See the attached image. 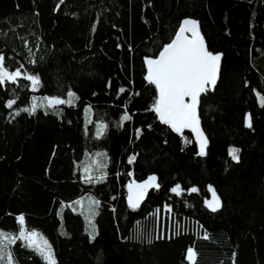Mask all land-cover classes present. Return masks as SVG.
Here are the masks:
<instances>
[{
	"label": "trees",
	"instance_id": "obj_1",
	"mask_svg": "<svg viewBox=\"0 0 264 264\" xmlns=\"http://www.w3.org/2000/svg\"><path fill=\"white\" fill-rule=\"evenodd\" d=\"M185 19L221 55L197 109L205 155L188 132L159 121L145 80L144 59ZM0 55L9 71L40 80L35 91L23 77L0 85L1 232L16 235L23 216L56 264H188L189 248L196 264H264V0H0ZM69 91L71 105L20 111L31 96L68 100ZM97 151L106 176L86 182L81 165ZM150 176L159 187L130 207L135 185ZM210 187L221 202L215 212L206 206ZM84 195L99 201L91 240L80 215L58 214ZM10 253L15 264H46L18 239Z\"/></svg>",
	"mask_w": 264,
	"mask_h": 264
},
{
	"label": "snow or ice",
	"instance_id": "obj_2",
	"mask_svg": "<svg viewBox=\"0 0 264 264\" xmlns=\"http://www.w3.org/2000/svg\"><path fill=\"white\" fill-rule=\"evenodd\" d=\"M190 34V35H189ZM4 56L0 55V85L5 84L6 81L17 82V78L21 76V71L16 70L9 72L5 68ZM221 61V55L215 54L208 50L206 47L203 36L199 30V24L195 20L185 19L179 26L174 38L170 43L163 46L159 52L157 58H147L145 63L147 65L146 79L150 84L155 85L158 92V97L153 105L152 110L155 111L160 121L168 125L173 131L177 133H183L185 128L190 129L195 133L197 142L200 147V155H205V149L207 147V138L204 136L203 131L199 127V117L197 114V108L199 104V97L201 93L208 90L209 85H215L217 79V73L219 70ZM25 79L31 81L33 91L36 90L40 84L38 76L29 75L25 76ZM124 91L123 88L120 89ZM69 99L65 101L59 98H44L47 100V106L61 104H72L75 94L71 91L68 92ZM257 98L261 107H264V96L257 93ZM16 103L15 99H9L5 106L9 109ZM37 103L33 102L31 107L22 108L20 111L35 113L37 109ZM17 115L19 112L16 113ZM131 117L127 114L122 116L121 120H129ZM247 127H251V117H248ZM229 155L232 160L239 161V149L230 148ZM135 157L129 158V163H132ZM88 172V169H85ZM105 175H101L95 178V182H101ZM156 177L150 176L143 184L135 185L139 191L133 195H129V206L136 208L139 206L140 201L146 194V190L149 187H159L156 183ZM88 182L93 181L91 175L86 176ZM133 185H129V192L131 193ZM191 192H197L198 189L193 187ZM212 194V198L206 201V206L213 212L217 211L220 206V198L217 196L216 191L209 188ZM172 192L180 195L182 189L180 185H176ZM96 205L99 201H94ZM18 221L21 225L24 223V217H18ZM3 234L0 233V236ZM36 236L35 233L25 235L22 231L19 237H13L12 239H23L28 242L29 247L34 249L42 256L46 264H56L54 254L51 246L47 241H44L43 245H37L33 239ZM94 238V237H93ZM206 238V237H205ZM3 255H0V260H3ZM187 259L190 264H196V252L193 248L187 250ZM13 257L9 252L7 254V264H12Z\"/></svg>",
	"mask_w": 264,
	"mask_h": 264
},
{
	"label": "rangeland",
	"instance_id": "obj_3",
	"mask_svg": "<svg viewBox=\"0 0 264 264\" xmlns=\"http://www.w3.org/2000/svg\"><path fill=\"white\" fill-rule=\"evenodd\" d=\"M6 70L9 71L8 69H6ZM16 70H18V69H15L14 71H16ZM14 71H9V72H14ZM25 76H29V74L27 72H26V74H23L21 72V76L18 77L17 80L21 77L24 78ZM6 82H10V81H6ZM27 82L29 84L30 90H33L32 85H31V81L27 80ZM46 97L47 98H55V97H48V96H38V97L37 96H31L29 103L26 107L30 108L31 104L33 102H36L38 105L37 108H40L42 110L45 108L56 109L57 107H59L61 105L62 106L67 105V103H65V104L54 105V106L49 107V106H47V100L44 99ZM65 101H67V100H65ZM86 113H89V107L88 106H85L83 109V115L84 116ZM102 128H103V126L101 124H98L96 126V129H95L96 135L101 133ZM228 155H229V152H228ZM229 157L231 158L230 155H229ZM105 162H106V157H105L104 152H102V151H97V152H94L92 154L87 155L85 157V160L83 161V164L81 165V168H80L82 180L88 182L86 180V176L91 175L93 177L92 182H95L96 177L104 175L103 167H104ZM85 169H88V172H86ZM211 198H212V194L209 191L208 201L211 200ZM94 201H96V200L91 195H84L81 198H79V199H77L71 203H68L65 205L62 204L60 206V209L58 212V214H60L63 211V209L67 208L72 213L80 215L83 219V222H84L86 234L90 240L93 239V237L95 236V233H96L95 225H94V217L96 214L97 205L95 203H93ZM16 221L18 223V232L16 235L3 233L0 231V233L3 234L2 236H0V255H3V257H4L3 260H0V264H7V254L10 252V246L12 245V243L16 239L20 240L24 246H26L27 248L33 250L35 253L38 254V252L34 249V247L28 246V242L26 240L19 239V238H16L14 240L12 239L13 237H19L22 231L25 233V235H30L31 233H35L36 236L33 239L35 240V243L37 245L42 246L44 241H47L40 233H38L36 231L28 232V231L24 230L23 225H21L18 221V217H17ZM38 255L42 258V256L40 254H38ZM185 259L188 262V264H190L189 260L187 259V251L185 254ZM42 260L45 262V260L43 258H42ZM12 264H15V262L12 261Z\"/></svg>",
	"mask_w": 264,
	"mask_h": 264
},
{
	"label": "water",
	"instance_id": "obj_4",
	"mask_svg": "<svg viewBox=\"0 0 264 264\" xmlns=\"http://www.w3.org/2000/svg\"><path fill=\"white\" fill-rule=\"evenodd\" d=\"M181 25V24H180ZM178 29H179V27H178ZM178 29L176 30V32L178 31ZM176 32H175V34H176ZM175 34H174V36H175ZM190 35V34H189ZM174 36H173V38H174ZM172 38V39H173ZM171 39V40H172ZM171 42V41H170ZM169 42V43H170ZM159 54V53H158ZM158 57V55L155 57V58H157ZM147 59V58H146ZM146 59H144V61H143V63H144V68H145V80H146V82L148 83V84H150L148 81H147V79H146V76H147V65H146V63H145V61H146ZM217 77H218V73H217ZM216 81H217V79H216ZM216 84V83H215ZM150 85H152L153 87H154V89H155V94H156V99H157V97H158V92H157V89L155 88V85H153V84H150ZM214 86L215 85H209L208 86V90L207 91H211L213 88H214ZM206 92V91H205ZM204 92V93H205ZM203 93H201V95H202ZM200 95V96H201ZM200 98V97H199ZM198 109V108H197ZM157 114V113H156ZM197 114H198V111H197ZM157 117H158V115H157ZM158 119H159V117H158ZM159 121H160V119H159ZM161 122V121H160ZM162 123V122H161ZM162 124H164V123H162ZM164 125H166V124H164ZM168 126V125H167ZM169 127V126H168ZM199 127H200V124H199ZM170 128V127H169ZM171 129V128H170ZM201 129V128H200ZM171 131L173 132V133H175L176 135H181V133H177V132H175V131H173L172 129H171ZM184 131H186V132H188L189 134H190V136H191V138H192V141L194 142V144L196 145V147H197V149H198V153H200V147H199V143L197 142V138H196V135H195V133H193L190 129H188V128H185L184 130H183V132ZM205 152H206V149H205ZM200 155V154H199Z\"/></svg>",
	"mask_w": 264,
	"mask_h": 264
},
{
	"label": "crops",
	"instance_id": "obj_5",
	"mask_svg": "<svg viewBox=\"0 0 264 264\" xmlns=\"http://www.w3.org/2000/svg\"><path fill=\"white\" fill-rule=\"evenodd\" d=\"M89 114H90V113H86V114H85L84 117H85L86 120H88V118H89ZM100 134H101V133H100ZM100 134H98V135H100ZM98 135H97V136H98Z\"/></svg>",
	"mask_w": 264,
	"mask_h": 264
}]
</instances>
